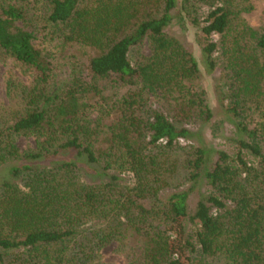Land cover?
<instances>
[{
    "label": "trees",
    "instance_id": "trees-1",
    "mask_svg": "<svg viewBox=\"0 0 264 264\" xmlns=\"http://www.w3.org/2000/svg\"><path fill=\"white\" fill-rule=\"evenodd\" d=\"M251 10L0 0V61L30 74L10 72L0 104V264H114L110 246L122 264H264V28ZM186 32L220 71L233 156L181 145L213 118Z\"/></svg>",
    "mask_w": 264,
    "mask_h": 264
},
{
    "label": "rangeland",
    "instance_id": "rangeland-1",
    "mask_svg": "<svg viewBox=\"0 0 264 264\" xmlns=\"http://www.w3.org/2000/svg\"><path fill=\"white\" fill-rule=\"evenodd\" d=\"M252 10L244 14L243 17L246 23L255 30L264 28V0H250ZM174 33L178 36L179 30L174 28ZM188 43L191 45L194 55L199 63L200 71L202 73V82L206 90L210 107L213 111L212 120L200 128L197 138L189 141H181L182 146H198L201 145L205 149L213 151H224L225 153L233 156L237 152V135L234 131L233 120L225 116L222 111V104L220 102L221 96L218 94L217 84L220 78V71L216 70L214 73L208 74L204 65V58L200 52L195 38L191 32L185 33ZM217 39V38H214ZM140 54L147 55V48L143 47ZM136 58V54L132 57V61ZM22 73H21V72ZM9 60L0 61V104L7 105L8 101L5 95V81L10 72H13L19 79L28 83L30 74L26 71L20 70ZM218 81V82H217ZM16 146L20 151L34 147L32 138L21 137L16 140ZM212 156V155H211ZM213 157V156H212ZM246 158V157H245ZM6 171L0 172V181L5 175ZM205 191V187L199 189ZM194 195L193 198H196ZM105 260L114 264H122V259L113 253V247H107L104 250Z\"/></svg>",
    "mask_w": 264,
    "mask_h": 264
}]
</instances>
